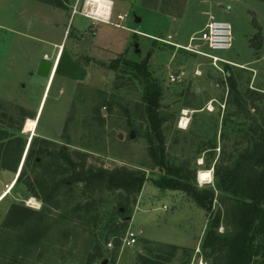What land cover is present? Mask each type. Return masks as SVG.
<instances>
[{
	"label": "rangeland",
	"instance_id": "rangeland-1",
	"mask_svg": "<svg viewBox=\"0 0 264 264\" xmlns=\"http://www.w3.org/2000/svg\"><path fill=\"white\" fill-rule=\"evenodd\" d=\"M59 2L0 0V264H215L201 248L207 212L183 191L149 180L163 172L147 151L142 77L106 65L119 56L145 61L161 89L167 165L197 188L213 186V164L237 162L264 117V99L251 93L264 94V2L112 0L107 22L72 14L82 0ZM208 14L230 24V48L211 50L196 39ZM173 43L197 44L220 62ZM42 54L53 61L48 77L35 73ZM169 74L180 80L169 82ZM59 151L83 175L127 168L148 180L130 196L59 185L43 207L39 196L72 173ZM200 171L210 176L200 180ZM232 204L216 191L212 212ZM230 229L224 219L217 231ZM127 230L136 235L132 246L123 244Z\"/></svg>",
	"mask_w": 264,
	"mask_h": 264
},
{
	"label": "trees",
	"instance_id": "trees-1",
	"mask_svg": "<svg viewBox=\"0 0 264 264\" xmlns=\"http://www.w3.org/2000/svg\"><path fill=\"white\" fill-rule=\"evenodd\" d=\"M39 1L60 6L59 0H54L55 3L52 0ZM119 66L134 71L142 77L144 82L145 91L142 100L146 105V123L150 131L147 151L153 158L158 156L156 166L163 172L158 178L149 179L151 183L159 189L183 191L207 212L208 220L201 238V248L210 261L213 260L215 264H264V117L256 129H253L256 135L254 144L239 153L238 161L226 166L214 163V185L197 188L181 173L179 168L174 169L167 165L161 129L163 119L158 114L161 96L158 81L152 78L145 61L138 63L119 56L106 65L109 69H117ZM227 82L232 87L230 79ZM251 93L254 95L252 99L257 97L264 99L262 93ZM23 117L25 116L22 115ZM23 148L24 143L19 146L20 152ZM19 150L17 155L20 154ZM59 153L60 157L71 165L72 173L66 179L53 183L50 194L39 196L43 207L51 201L59 185L68 188L70 193L73 185L82 182L92 189V192L122 190L130 196L135 192H140L143 184L148 180L142 171L127 168L96 169L83 175L76 171L74 161L67 154L62 151ZM16 181L17 179L15 183ZM216 191L226 194L233 202L223 214L217 211L212 212V202ZM80 207L81 204L78 202L73 209L79 210ZM32 212L38 213L37 211ZM224 219L231 229L218 232L217 228ZM31 224L34 225V221ZM38 226L35 225L34 228H39ZM103 236L104 234L101 235Z\"/></svg>",
	"mask_w": 264,
	"mask_h": 264
},
{
	"label": "built area",
	"instance_id": "built-area-1",
	"mask_svg": "<svg viewBox=\"0 0 264 264\" xmlns=\"http://www.w3.org/2000/svg\"><path fill=\"white\" fill-rule=\"evenodd\" d=\"M79 1V0H77ZM87 0H82V9L77 11V4H75L72 8L71 13H76L79 12L82 14L84 17L89 18L92 21H108V19H104L101 17H97L94 14L84 10L83 6L84 3H86ZM111 9V8H110ZM119 20L124 19V15H119L118 16ZM200 40L208 49L211 50H226L231 47L232 43V33H231V27L230 24L227 21H222V20H216L213 15L208 14L207 16V22L204 24L203 28L199 32V36L196 38ZM194 37H190L189 41H193ZM177 48H182L188 52L194 53V54H199L208 57L213 64L216 62H220V59L216 56L201 52L197 48V44L192 46L190 43H188L185 46H180L176 43H173ZM180 78L177 75L174 74H169L168 75V81L173 83V82H178ZM16 179H13L12 182L10 183H5L4 184V193H7L10 187L14 184ZM164 209L166 207H163ZM123 238V244L127 246H132L135 242V233H133L130 230H127ZM112 243L108 242L107 246L111 247Z\"/></svg>",
	"mask_w": 264,
	"mask_h": 264
},
{
	"label": "bare ground",
	"instance_id": "bare-ground-1",
	"mask_svg": "<svg viewBox=\"0 0 264 264\" xmlns=\"http://www.w3.org/2000/svg\"><path fill=\"white\" fill-rule=\"evenodd\" d=\"M83 8L97 17L108 19L111 2L110 0H87ZM208 176H210L208 171H200L198 173V178L200 180H204Z\"/></svg>",
	"mask_w": 264,
	"mask_h": 264
},
{
	"label": "water",
	"instance_id": "water-1",
	"mask_svg": "<svg viewBox=\"0 0 264 264\" xmlns=\"http://www.w3.org/2000/svg\"><path fill=\"white\" fill-rule=\"evenodd\" d=\"M134 21L135 22H139L140 21V17L135 16L134 17ZM52 68V61L46 57H42L38 60L36 69H35V73L38 76L41 77H48L50 71ZM100 264H107V259H103Z\"/></svg>",
	"mask_w": 264,
	"mask_h": 264
},
{
	"label": "crops",
	"instance_id": "crops-1",
	"mask_svg": "<svg viewBox=\"0 0 264 264\" xmlns=\"http://www.w3.org/2000/svg\"><path fill=\"white\" fill-rule=\"evenodd\" d=\"M259 1H262V2H264V0H259ZM110 2H111V7H112V0H110ZM120 15V14H119ZM118 15V16H119ZM110 16H111V9H110V12H109V17H108V21L110 20ZM103 22H106V21H103ZM42 57H47L45 54H42V56H40V58H42ZM40 58H38L37 59V62H36V64H35V67L37 66V63H38V60L40 59ZM229 64H235V66H241L242 64H238V63H235V62H229ZM52 67H53V61H52ZM36 69V68H35ZM52 69V68H51ZM249 71H251L250 69H249ZM30 118H32L31 116H30ZM36 128V123H35V127H34V129ZM33 129V130H34Z\"/></svg>",
	"mask_w": 264,
	"mask_h": 264
}]
</instances>
